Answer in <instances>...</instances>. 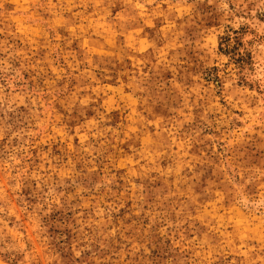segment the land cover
I'll return each mask as SVG.
<instances>
[{
	"label": "rangeland",
	"instance_id": "rangeland-1",
	"mask_svg": "<svg viewBox=\"0 0 264 264\" xmlns=\"http://www.w3.org/2000/svg\"><path fill=\"white\" fill-rule=\"evenodd\" d=\"M0 264H264V0H0Z\"/></svg>",
	"mask_w": 264,
	"mask_h": 264
}]
</instances>
